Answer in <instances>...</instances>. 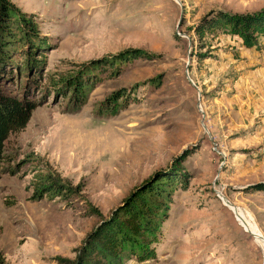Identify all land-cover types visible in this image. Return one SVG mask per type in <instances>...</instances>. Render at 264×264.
Instances as JSON below:
<instances>
[{"label": "rangeland", "instance_id": "rangeland-1", "mask_svg": "<svg viewBox=\"0 0 264 264\" xmlns=\"http://www.w3.org/2000/svg\"><path fill=\"white\" fill-rule=\"evenodd\" d=\"M10 1L46 47L1 85L38 104L4 144L3 263L67 264L135 187L177 172L186 187L172 191L154 257L120 264H264V192L249 189L264 183V37L244 48L193 33L210 11L251 13L264 0ZM121 52L130 59L105 64ZM78 71L93 81L80 105L56 85ZM120 93L126 106L108 115ZM44 174L80 191L32 199Z\"/></svg>", "mask_w": 264, "mask_h": 264}, {"label": "trees", "instance_id": "trees-1", "mask_svg": "<svg viewBox=\"0 0 264 264\" xmlns=\"http://www.w3.org/2000/svg\"><path fill=\"white\" fill-rule=\"evenodd\" d=\"M193 33L198 40L205 35L223 34L238 38L244 48L256 47L258 39L264 37V7L241 15L210 11L194 24ZM45 47L33 16L20 12L10 0H0V164L4 160L5 141L9 135L24 129L31 112L38 105L28 100L25 91L20 96L13 95L1 87L2 82H11L21 72L26 75L33 67V60L41 56ZM129 59L126 53L121 52L105 64L114 67L117 61L123 63ZM103 66L99 64V67ZM84 73L78 71L56 83L58 89H67L71 93L72 101L77 105L84 103L85 94L93 83ZM126 104L120 93L105 105L104 110L113 116ZM186 182L185 175L177 172L169 175L159 173L146 179L86 234L75 251L74 259L67 264H120L123 255L139 262L153 258V246L161 238L172 191L186 187ZM33 186L31 197L36 200L43 196L66 199L80 191V185L71 187L49 174L40 176ZM249 189L264 192V183L253 184ZM90 212L95 210L90 208ZM0 264H4L1 256Z\"/></svg>", "mask_w": 264, "mask_h": 264}, {"label": "bare ground", "instance_id": "bare-ground-1", "mask_svg": "<svg viewBox=\"0 0 264 264\" xmlns=\"http://www.w3.org/2000/svg\"><path fill=\"white\" fill-rule=\"evenodd\" d=\"M235 213H236V215H237V217H238L239 219H242V220L245 221V219L243 218L242 214H240V213H238V212H236V211H235Z\"/></svg>", "mask_w": 264, "mask_h": 264}]
</instances>
